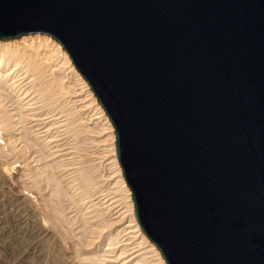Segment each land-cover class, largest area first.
Listing matches in <instances>:
<instances>
[{"label": "water", "instance_id": "95a60500", "mask_svg": "<svg viewBox=\"0 0 264 264\" xmlns=\"http://www.w3.org/2000/svg\"><path fill=\"white\" fill-rule=\"evenodd\" d=\"M32 32L105 110L165 264H264V0H0V40Z\"/></svg>", "mask_w": 264, "mask_h": 264}, {"label": "bare ground", "instance_id": "6f19581e", "mask_svg": "<svg viewBox=\"0 0 264 264\" xmlns=\"http://www.w3.org/2000/svg\"><path fill=\"white\" fill-rule=\"evenodd\" d=\"M104 112L50 35L0 40V159L15 157L0 176L1 263L65 264L59 232L79 264H165L135 220ZM16 163L37 201L53 197L39 216L9 186Z\"/></svg>", "mask_w": 264, "mask_h": 264}, {"label": "rangeland", "instance_id": "374dc122", "mask_svg": "<svg viewBox=\"0 0 264 264\" xmlns=\"http://www.w3.org/2000/svg\"><path fill=\"white\" fill-rule=\"evenodd\" d=\"M89 88H90V86H89ZM0 149L5 150V148L2 147L1 145H0ZM13 156H14V153L13 154L10 153L7 156V158H3L4 160L0 159V176H5L4 172H2V162L15 160V157H13ZM18 164L19 163H16L13 165L14 168H13V172H12V177L8 178L9 179L8 180L9 186L11 187L12 191L17 193V194L29 192V194H28L29 199L31 200V203L33 205V208H34L36 215L39 216L41 213H43L46 210L44 202L49 200V199H53V197L48 196V197H46L45 201H40V200L37 201L36 200V197H38L37 191L34 188L30 187L31 181L26 179L22 175V166L21 165L18 166ZM41 228L43 230H45V232H46V230L47 231L49 230L48 225H41ZM62 231H63V228H62ZM53 238L54 239L57 238V240H59V244L61 245L60 247L62 249L59 247V256L61 257V260H63V262L65 264H79L78 260L76 258H74L73 248L71 246V243L73 242V240L68 238L67 235L60 236L59 232H58V235L54 234ZM0 264H3V263L0 262Z\"/></svg>", "mask_w": 264, "mask_h": 264}]
</instances>
